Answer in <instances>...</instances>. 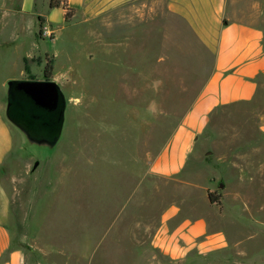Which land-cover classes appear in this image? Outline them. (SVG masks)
<instances>
[{"label": "rangeland", "instance_id": "obj_1", "mask_svg": "<svg viewBox=\"0 0 264 264\" xmlns=\"http://www.w3.org/2000/svg\"><path fill=\"white\" fill-rule=\"evenodd\" d=\"M242 3L264 46V0ZM48 4L0 0V87L4 80L44 79L50 61L49 79L67 101L52 151L23 146L6 124L14 146L0 185L23 263L264 264V92L254 104L214 113L179 177L147 174L204 87L211 54L185 31L165 39L137 19L112 37L94 15L71 5L65 21ZM208 193L220 200L223 193L225 203L210 204ZM174 207L180 217H205L209 232L224 237L177 260L164 256L152 239Z\"/></svg>", "mask_w": 264, "mask_h": 264}, {"label": "crops", "instance_id": "obj_2", "mask_svg": "<svg viewBox=\"0 0 264 264\" xmlns=\"http://www.w3.org/2000/svg\"><path fill=\"white\" fill-rule=\"evenodd\" d=\"M68 4L94 15L101 23L100 30H111L112 37L125 21L132 30L139 19L144 28L156 26L165 39L185 31L211 54L212 70L204 87L148 163L147 174L162 179L179 177L214 113L225 107L254 104L263 95V31L247 18L242 0H68ZM5 82L0 87V172L14 146L11 126L3 118ZM259 131L264 134V111L259 117ZM225 199L222 193V204ZM179 214L176 207L167 210L152 239V247L164 256L177 260L204 248L209 239L220 242L224 237L222 232H209L205 217ZM7 215L6 189L0 185V264H24L20 250L11 242Z\"/></svg>", "mask_w": 264, "mask_h": 264}, {"label": "water", "instance_id": "obj_3", "mask_svg": "<svg viewBox=\"0 0 264 264\" xmlns=\"http://www.w3.org/2000/svg\"><path fill=\"white\" fill-rule=\"evenodd\" d=\"M66 110L64 93L52 79H13L4 84L3 118L25 147L54 150L62 137ZM37 166L35 162L33 169Z\"/></svg>", "mask_w": 264, "mask_h": 264}, {"label": "trees", "instance_id": "obj_4", "mask_svg": "<svg viewBox=\"0 0 264 264\" xmlns=\"http://www.w3.org/2000/svg\"><path fill=\"white\" fill-rule=\"evenodd\" d=\"M48 5L50 9H61L63 11V18L65 21H68L73 16L74 9L69 6L68 0H49ZM51 71L52 66L50 64V61H47L44 67V77L49 79L51 76ZM207 198L210 204L220 207L221 200L218 195L208 193Z\"/></svg>", "mask_w": 264, "mask_h": 264}, {"label": "flooded vegetation", "instance_id": "obj_5", "mask_svg": "<svg viewBox=\"0 0 264 264\" xmlns=\"http://www.w3.org/2000/svg\"><path fill=\"white\" fill-rule=\"evenodd\" d=\"M45 78V77H44ZM25 79V78H24ZM45 79H47V78H45ZM43 80V79H42Z\"/></svg>", "mask_w": 264, "mask_h": 264}]
</instances>
